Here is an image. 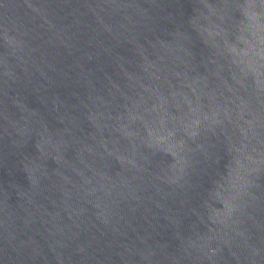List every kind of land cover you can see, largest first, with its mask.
Here are the masks:
<instances>
[{"label":"water","instance_id":"obj_1","mask_svg":"<svg viewBox=\"0 0 264 264\" xmlns=\"http://www.w3.org/2000/svg\"><path fill=\"white\" fill-rule=\"evenodd\" d=\"M0 264H264V0H0Z\"/></svg>","mask_w":264,"mask_h":264}]
</instances>
